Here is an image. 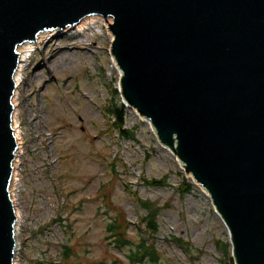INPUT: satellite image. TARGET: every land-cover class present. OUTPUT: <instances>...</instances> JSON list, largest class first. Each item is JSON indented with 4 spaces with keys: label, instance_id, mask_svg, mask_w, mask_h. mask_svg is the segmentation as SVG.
<instances>
[{
    "label": "water",
    "instance_id": "1",
    "mask_svg": "<svg viewBox=\"0 0 264 264\" xmlns=\"http://www.w3.org/2000/svg\"><path fill=\"white\" fill-rule=\"evenodd\" d=\"M92 15L112 33L123 103L208 192L233 263L264 264V0H0V264L16 254L18 47Z\"/></svg>",
    "mask_w": 264,
    "mask_h": 264
},
{
    "label": "rangeland",
    "instance_id": "2",
    "mask_svg": "<svg viewBox=\"0 0 264 264\" xmlns=\"http://www.w3.org/2000/svg\"><path fill=\"white\" fill-rule=\"evenodd\" d=\"M93 25L52 34L22 69L14 97L20 143L12 187L20 215L14 264H131V246H113L105 228L117 207L129 222L128 238L135 242L143 234L139 218L145 211L132 192L168 205L148 240L162 264H231L227 229L211 200L149 124L125 106L124 127L134 130L135 138H125L114 126L106 107L123 102L120 75L109 53L111 32L103 21ZM165 175L162 186L143 182ZM183 176L193 187L182 196ZM101 188L108 200L98 194ZM177 238L189 242L192 251ZM217 240L227 244L229 256Z\"/></svg>",
    "mask_w": 264,
    "mask_h": 264
},
{
    "label": "trees",
    "instance_id": "3",
    "mask_svg": "<svg viewBox=\"0 0 264 264\" xmlns=\"http://www.w3.org/2000/svg\"><path fill=\"white\" fill-rule=\"evenodd\" d=\"M107 113L113 120L114 126L119 129L122 136L128 139L135 138V131L132 129H127L124 127V119H125V106L122 102L111 103L108 104L106 107ZM112 171L114 172V176H118V171L116 170L115 163L111 164ZM167 175L159 178V179H145L143 182L149 186H162L167 181ZM193 187L191 182H188L186 178L182 179V182L179 186V192L183 196L185 193L189 192ZM137 205L142 208L145 213L139 218V226L143 227V234L139 235L135 242H132L128 236L127 231L129 228V222L121 216V212L117 207L115 208V215L106 223V239L109 243L117 248H122L124 246H131L127 258L129 259L131 264H144L146 262H150L152 264H162L161 263V256L159 255L157 249L155 248L154 244L149 242L148 240L153 237L154 234L158 231V224H157V217L161 210L165 209L168 205L162 204L159 205L155 201L151 200H142L140 199L135 192H132ZM98 194L102 198H106L107 200L110 196L106 197L105 191L101 188L98 191ZM178 244L185 248L187 252L192 251L191 245L187 241H183L182 239H176ZM217 243L222 246V250L226 256L228 255L227 252V244L223 243L222 241L217 240ZM200 253V251H198ZM70 253V247L65 245L64 249L62 250V258L67 259ZM229 259H231L229 257ZM232 262V259H231ZM233 264V262L231 263Z\"/></svg>",
    "mask_w": 264,
    "mask_h": 264
},
{
    "label": "bare ground",
    "instance_id": "4",
    "mask_svg": "<svg viewBox=\"0 0 264 264\" xmlns=\"http://www.w3.org/2000/svg\"><path fill=\"white\" fill-rule=\"evenodd\" d=\"M102 17H100V16H98V15H93V16H88V17H85V18H83L79 23H77L76 25H74L73 27H67V28H65V29H63V30H59V29H48V30H43V31H40L37 35H36V37H35V41H31V42H26V43H24V44H22L21 46H19L18 47V52H19V55H20V58H19V63H18V68H17V70H16V73H15V75H14V81H15V84H16V88H15V90H14V95H13V97H12V102H13V104H14V97L16 96V92H17V89L19 88V86H20V84H21V82H22V80H21V75H22V69H23V66H24V64H25V62L28 60V58H29V56L31 55V52L32 51H34L36 48H38L39 46H40V44H42L47 38H49L52 34L54 35V33H56V32H62V33H65L66 31H70V30H72V29H82V28H85V26H87V25H89V24H91L92 23V25H93V23H97V22H100V21H103L104 22V24H105V26L108 28V26H107V24H106V20H103V18L101 19ZM109 18V17H108ZM109 19H111L112 20V18H109ZM96 25V24H95ZM95 25H93V27H95ZM91 28V27H90ZM87 29V28H86ZM109 30V29H108ZM83 32V31H82ZM110 33V32H109ZM110 37H111V40H112V33H110ZM112 56V55H111ZM113 59V58H112ZM113 64L116 66V64H115V62H114V60H113ZM119 71V70H118ZM119 75H120V72H119ZM120 79V78H119ZM119 90H120V93H121V86H120V82H119ZM121 98L123 99V97H122V95H121ZM15 106V105H14ZM126 107H128L129 109H132V110H134V112L137 114V115H139L138 114V112L134 109V108H132L131 106H128V105H126ZM15 111V110H14ZM140 116V115H139ZM14 119H15V113H14V116H13V122H12V125H13V127L15 126L14 125ZM140 119H142V120H144L147 124H149V122H148V120H146V119H144V118H140ZM149 126H150V124H149ZM151 128V127H150ZM153 131V130H152ZM14 135H15V137H16V139H17V142L19 143V138H18V134H17V132H16V130H15V127H14ZM166 148V147H165ZM167 149V148H166ZM19 150V148L17 149V152H16V156H15V161H14V170H13V179H12V184H11V196H12V187H13V184H14V181H15V176H16V173H15V171H16V158H17V156H18V154L20 153V151H18ZM168 150V149H167ZM169 151V150H168ZM170 152V151H169ZM171 153V152H170ZM172 154V153H171ZM173 155V154H172ZM175 157V156H174ZM176 160H178L177 158H176ZM178 163H179V165H180V167L183 169V167H182V164L178 161ZM187 176H189V178L191 179V181L193 182V180H192V177L190 176V175H187ZM195 185H197V186H199L201 189H202V191L204 192V194L206 195V196H208L209 197V194H208V192L204 189V188H202L199 184H197V183H195V182H193ZM209 199H210V197H209ZM14 208H15V212L17 211L16 210V205H15V203H14ZM216 212V211H215ZM216 214H217V216L221 219V217H220V215L216 212ZM16 215H17V222H16V225L15 226H17L18 225V221H19V216L20 215H18V213L16 212ZM222 220V219H221ZM223 222V221H222ZM223 224H224V222H223ZM224 226H225V224H224ZM225 228H226V226H225ZM227 229V228H226ZM227 231V234H228V237H229V232H228V230H226ZM230 238V237H229Z\"/></svg>",
    "mask_w": 264,
    "mask_h": 264
}]
</instances>
